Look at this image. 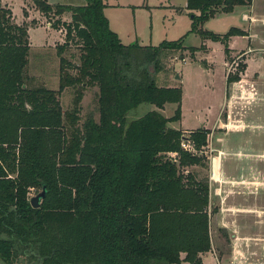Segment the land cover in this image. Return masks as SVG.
I'll list each match as a JSON object with an SVG mask.
<instances>
[{
    "label": "trees",
    "instance_id": "16d2710c",
    "mask_svg": "<svg viewBox=\"0 0 264 264\" xmlns=\"http://www.w3.org/2000/svg\"><path fill=\"white\" fill-rule=\"evenodd\" d=\"M32 1L43 15L58 18L54 28L70 13L65 39L80 46L79 66L71 76L60 60L57 92L25 87L27 27L15 24L0 4V261L202 264L201 255L211 249L209 187L183 171L203 165L199 153L209 133L199 128L185 136L168 127L180 120L182 89L157 86L147 69L153 64L157 71L162 52L183 50L184 37L158 47L123 46L104 16L106 0H84L81 7ZM250 4L186 0L192 15L187 35L222 43L246 36L236 28L219 36L202 25ZM239 80L229 74L226 85ZM89 86L98 88L99 119L79 125L82 91ZM68 87L78 88L67 129L58 95ZM144 104L155 110L130 120ZM167 104L176 105L170 118L159 113ZM182 141L193 152L183 150ZM43 186L46 197L32 209L28 194Z\"/></svg>",
    "mask_w": 264,
    "mask_h": 264
},
{
    "label": "rangeland",
    "instance_id": "374dc122",
    "mask_svg": "<svg viewBox=\"0 0 264 264\" xmlns=\"http://www.w3.org/2000/svg\"><path fill=\"white\" fill-rule=\"evenodd\" d=\"M45 1L52 6L85 5L84 0ZM105 3L103 13L108 26L123 46L158 47L164 41L173 42L184 37L183 50L162 52L157 71L153 64L147 65V69L157 86L182 89L180 120L168 124V127L181 131L185 136L199 128L209 133L207 146L199 153L205 158L203 165L183 171L185 175L191 172L199 181L206 180L209 187L211 249L201 255L202 264H264V233L249 236L247 246L257 245L242 257V224L251 219L264 221V171L261 174L257 172L249 181L242 179V164H246V160L264 164V88H261L264 87V56L261 57L264 53L242 55L254 45L239 36L222 43L203 41L197 34L187 35L192 15L185 8L186 0H106ZM0 4L10 10L15 24L27 27L30 48L24 86L57 92L60 60L68 63L67 70L71 76L76 74L73 67L79 66L80 46L65 39L64 23L70 22V13L65 12L59 27L54 28L52 25L58 18L43 15L32 0H0ZM242 11L246 12V9L237 7L233 13L219 14L205 22L202 30L223 36L231 28H240ZM192 48L198 52H191ZM241 50L242 54L239 53ZM244 66L245 70L241 72ZM245 72L251 75L247 78L250 80L242 81ZM235 73L240 80L228 87L225 77ZM77 88L68 87L58 95L67 129ZM97 97V86L85 87L82 91L79 125L88 117L98 122ZM175 109L176 105L167 104L159 113L170 118ZM152 110H155L153 106L144 104L128 118H140ZM246 138L247 142L244 141ZM214 159L219 164L213 174ZM246 181L248 183L245 184ZM38 193L39 189H31L28 199ZM256 195L260 196L262 207L245 209L252 204L249 197ZM223 231L229 235L228 239L224 238ZM230 236H238L233 239L238 253L231 262ZM17 264L24 262L19 259Z\"/></svg>",
    "mask_w": 264,
    "mask_h": 264
},
{
    "label": "crops",
    "instance_id": "0c3cea01",
    "mask_svg": "<svg viewBox=\"0 0 264 264\" xmlns=\"http://www.w3.org/2000/svg\"><path fill=\"white\" fill-rule=\"evenodd\" d=\"M242 7H244L246 9V12L242 11V15H241L242 27H240V28L237 27L236 29L244 32L246 34V36H242V39L248 40L249 43L252 41V43H253L252 45H254V46L250 47V48L248 47L249 50L245 51L243 54H242V50L239 53H241L242 55L252 54L254 52L264 53V0H251V4L249 6H242ZM242 10H243V8H242ZM234 11H235V9H234ZM230 51H231V53H234V51H232V50H230ZM263 56H264V54L261 55V57H263ZM231 58H233V57H231ZM225 64H226V62H224V65ZM257 75L258 74L256 73L255 76L257 77ZM250 76L251 75H248V73L245 72V77H242V81L250 80V79H247V78H250ZM261 77H263V75ZM245 78H246V80H245ZM225 79H226V77H225ZM261 83H262V81H261ZM261 88H264V87L261 86ZM244 141L247 142L248 139L246 138ZM250 156H251V154L249 155V157ZM245 163L246 164H242V177H243L242 179H248V181H249V180L255 178V176H256L255 174L257 172L260 173V172L264 171V167H261V165H264V164H262L260 162L258 164L257 163H250L248 160H246ZM244 183L246 184L248 182L246 181ZM250 188H252V187H249V189ZM249 198H250V203H252V204H249L248 206H246L245 209L253 210L255 207L262 205L260 196L258 197L256 195L255 197H249ZM260 220L261 219H259V220L258 219H256V220L251 219L250 220L251 222L248 220L242 224V257L245 256V252H250L257 245V243H254V245L247 246V243L250 240L249 236L254 237L257 234L264 233V221H260ZM230 237L232 238V240H231L232 245H231V255L229 257L230 258L229 262H231V260L235 259V256L238 253V249H236V246H234L235 244L233 243L234 240H236L238 238V236H230ZM244 248H246V249H244ZM253 254H255V253H253ZM250 256H253V255L250 254Z\"/></svg>",
    "mask_w": 264,
    "mask_h": 264
},
{
    "label": "water",
    "instance_id": "95a60500",
    "mask_svg": "<svg viewBox=\"0 0 264 264\" xmlns=\"http://www.w3.org/2000/svg\"><path fill=\"white\" fill-rule=\"evenodd\" d=\"M46 188L43 186L40 193H38L35 197H32L29 202L32 209H38L40 207L41 201L46 197Z\"/></svg>",
    "mask_w": 264,
    "mask_h": 264
},
{
    "label": "built area",
    "instance_id": "2783aa9c",
    "mask_svg": "<svg viewBox=\"0 0 264 264\" xmlns=\"http://www.w3.org/2000/svg\"><path fill=\"white\" fill-rule=\"evenodd\" d=\"M181 147L185 151L193 152V147L188 141H182Z\"/></svg>",
    "mask_w": 264,
    "mask_h": 264
},
{
    "label": "bare ground",
    "instance_id": "6f19581e",
    "mask_svg": "<svg viewBox=\"0 0 264 264\" xmlns=\"http://www.w3.org/2000/svg\"><path fill=\"white\" fill-rule=\"evenodd\" d=\"M218 160L217 159H214L212 161V171H213V174L216 173V171L218 170Z\"/></svg>",
    "mask_w": 264,
    "mask_h": 264
}]
</instances>
